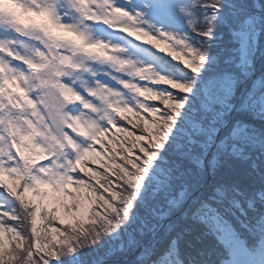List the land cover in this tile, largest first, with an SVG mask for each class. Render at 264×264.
<instances>
[{"label": "snow or ice", "instance_id": "1", "mask_svg": "<svg viewBox=\"0 0 264 264\" xmlns=\"http://www.w3.org/2000/svg\"><path fill=\"white\" fill-rule=\"evenodd\" d=\"M0 264H264V0H0Z\"/></svg>", "mask_w": 264, "mask_h": 264}, {"label": "trees", "instance_id": "2", "mask_svg": "<svg viewBox=\"0 0 264 264\" xmlns=\"http://www.w3.org/2000/svg\"><path fill=\"white\" fill-rule=\"evenodd\" d=\"M240 259H241V260H246V257L241 256Z\"/></svg>", "mask_w": 264, "mask_h": 264}]
</instances>
